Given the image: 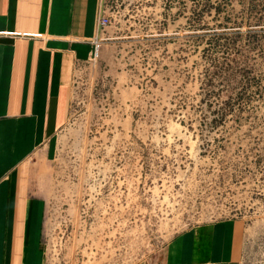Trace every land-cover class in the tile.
<instances>
[{
	"label": "rangeland",
	"instance_id": "1",
	"mask_svg": "<svg viewBox=\"0 0 264 264\" xmlns=\"http://www.w3.org/2000/svg\"><path fill=\"white\" fill-rule=\"evenodd\" d=\"M68 117L30 159L48 264L159 257L180 231L241 221L264 264V0H101Z\"/></svg>",
	"mask_w": 264,
	"mask_h": 264
},
{
	"label": "crops",
	"instance_id": "2",
	"mask_svg": "<svg viewBox=\"0 0 264 264\" xmlns=\"http://www.w3.org/2000/svg\"><path fill=\"white\" fill-rule=\"evenodd\" d=\"M101 0H0V264H48L46 198L30 163L64 125L75 65L91 53ZM241 221L199 223L154 260L127 264H237Z\"/></svg>",
	"mask_w": 264,
	"mask_h": 264
},
{
	"label": "built area",
	"instance_id": "3",
	"mask_svg": "<svg viewBox=\"0 0 264 264\" xmlns=\"http://www.w3.org/2000/svg\"><path fill=\"white\" fill-rule=\"evenodd\" d=\"M109 22V19L105 13V10L103 9V7L100 8L99 13H98V17H97V30L102 29L103 27H105Z\"/></svg>",
	"mask_w": 264,
	"mask_h": 264
}]
</instances>
